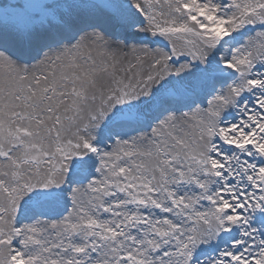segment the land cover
<instances>
[{
    "label": "snow or ice",
    "instance_id": "obj_1",
    "mask_svg": "<svg viewBox=\"0 0 264 264\" xmlns=\"http://www.w3.org/2000/svg\"><path fill=\"white\" fill-rule=\"evenodd\" d=\"M0 18V264H264V0Z\"/></svg>",
    "mask_w": 264,
    "mask_h": 264
},
{
    "label": "rangeland",
    "instance_id": "obj_2",
    "mask_svg": "<svg viewBox=\"0 0 264 264\" xmlns=\"http://www.w3.org/2000/svg\"><path fill=\"white\" fill-rule=\"evenodd\" d=\"M31 3H33V4H38V3H40L41 2V0H37L35 3H34V0L33 1H31V0H29ZM0 2H3V0H0ZM6 2H8V3H13V4H15V3H19L17 0H6ZM13 21L12 20H9L8 21V23H12ZM5 23V21L3 20V18H0V26H3V24Z\"/></svg>",
    "mask_w": 264,
    "mask_h": 264
},
{
    "label": "bare ground",
    "instance_id": "obj_3",
    "mask_svg": "<svg viewBox=\"0 0 264 264\" xmlns=\"http://www.w3.org/2000/svg\"><path fill=\"white\" fill-rule=\"evenodd\" d=\"M20 4H24V3H31L29 0H17ZM33 1V0H31ZM37 0H34V3L36 2ZM33 4V3H31Z\"/></svg>",
    "mask_w": 264,
    "mask_h": 264
}]
</instances>
